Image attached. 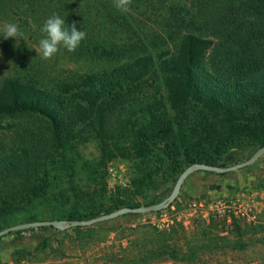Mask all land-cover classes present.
I'll return each mask as SVG.
<instances>
[{
	"label": "rangeland",
	"instance_id": "obj_1",
	"mask_svg": "<svg viewBox=\"0 0 264 264\" xmlns=\"http://www.w3.org/2000/svg\"><path fill=\"white\" fill-rule=\"evenodd\" d=\"M176 6L189 7L185 0H131V10L122 12L115 7V0H0V7L5 8L0 12V27L15 23L24 34L5 39L0 31V86L6 78H19L59 91L65 84L88 74L110 71L138 55L170 57L181 39H171L166 26L168 12ZM17 7L29 24L22 25L12 14L11 9ZM53 14L65 19V26L75 22L86 37L75 51L60 46L55 55L45 59L38 51L40 39L46 36L41 28ZM105 50L113 54L103 55ZM165 89L158 74L156 83L146 89L147 98L162 99ZM162 114L161 125L138 113V121L122 137L104 141L90 138L77 144L80 153L66 155V160L52 168L58 174L53 190L63 193V201L51 202L45 211L32 210L37 220L49 219L54 211L75 208L83 215L90 211L102 214L112 198L135 205L162 201L173 186L166 183L146 188V162L136 155L139 142L132 132L139 128L150 134L170 130L172 138L179 139L175 113L165 106L160 110ZM47 128V120L36 115L0 117L3 152L29 133H46ZM83 130H92L91 125ZM246 152H236L223 164L245 160ZM71 160L74 168L70 167ZM87 167L99 171L103 168L104 179L98 185L86 178ZM96 188L99 194L94 193ZM171 227L177 230L174 244L197 246L194 259L161 256L145 263L135 261L139 245L157 244L156 230L169 232ZM204 230L214 234L205 236ZM0 264H264V155L233 171L192 172L172 204L160 211L127 213L79 228L41 226L4 234L0 236Z\"/></svg>",
	"mask_w": 264,
	"mask_h": 264
},
{
	"label": "trees",
	"instance_id": "obj_2",
	"mask_svg": "<svg viewBox=\"0 0 264 264\" xmlns=\"http://www.w3.org/2000/svg\"><path fill=\"white\" fill-rule=\"evenodd\" d=\"M185 1L189 7H172L166 19L170 38L181 36L170 57L138 55L110 71L65 84L59 91L19 78L2 82L0 117L36 115L47 120L48 128L46 133H29L8 151L3 152L0 140V225L35 221L32 210L45 211L51 202L63 201V193L53 190L58 174L52 168L66 155L80 153L77 144L90 138L122 137L138 121V113L161 125L165 114L160 115V110L166 106L175 113L181 133L173 139L170 130L132 131L139 142L136 155L146 162V188L173 186L194 162L226 166L223 161L236 152L247 151L248 158L264 145V0ZM18 8L11 9L12 14L22 25L29 24ZM158 74L166 95L149 100L146 89L156 83ZM87 125L92 130L84 132ZM69 162L74 168V161ZM86 169L85 176L93 185L104 179L103 168ZM94 193L99 194L98 188ZM124 206L139 205L112 198L105 213ZM97 215L95 211L83 215L75 208L54 211L49 219L83 220ZM176 231L172 227L169 232L156 230L157 244L139 245L135 261L145 263L161 256L194 259L197 246L174 244Z\"/></svg>",
	"mask_w": 264,
	"mask_h": 264
},
{
	"label": "water",
	"instance_id": "obj_3",
	"mask_svg": "<svg viewBox=\"0 0 264 264\" xmlns=\"http://www.w3.org/2000/svg\"><path fill=\"white\" fill-rule=\"evenodd\" d=\"M264 155V145L258 147L248 158H246L243 161L234 163L232 165L228 166H217V165H211L207 163H198L194 162L192 164H189L185 169L179 174L177 177L171 192L162 200L156 203L152 204H143L136 207H120L116 210L102 213L97 216H93L87 219L78 220V219H70V220H63V219H42V220H35V221H28V222H21L9 225L7 227H4L0 229V236L7 234L12 231L17 230H24L27 228H33V227H41V226H52L57 229L63 230L69 227H75V226H88L97 222L109 220L127 213H134V214H143L148 212H156L163 210L167 208L177 197L179 190L182 186L183 181L187 178L189 174L196 170H206V171H214L218 173H224L228 171L237 170L240 168H243L247 165L252 164L255 162L260 156Z\"/></svg>",
	"mask_w": 264,
	"mask_h": 264
},
{
	"label": "clouds",
	"instance_id": "obj_4",
	"mask_svg": "<svg viewBox=\"0 0 264 264\" xmlns=\"http://www.w3.org/2000/svg\"><path fill=\"white\" fill-rule=\"evenodd\" d=\"M131 0H115V7L122 12H129ZM26 7V6H25ZM65 19L59 15L53 14L44 22L41 32L46 36L39 41V53L43 58L50 59L55 55L60 46L66 48L69 52H73L80 45L81 41L85 39L86 33L77 28L76 23L71 26H65ZM3 32V37L16 38L22 37L24 34L20 31L19 26L15 23H6L0 27Z\"/></svg>",
	"mask_w": 264,
	"mask_h": 264
}]
</instances>
